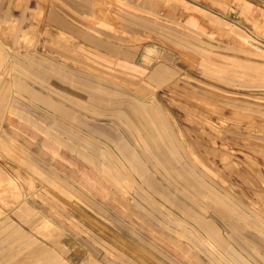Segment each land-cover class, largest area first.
<instances>
[{"label": "rangeland", "instance_id": "obj_1", "mask_svg": "<svg viewBox=\"0 0 264 264\" xmlns=\"http://www.w3.org/2000/svg\"><path fill=\"white\" fill-rule=\"evenodd\" d=\"M52 1L0 0V264H264V0Z\"/></svg>", "mask_w": 264, "mask_h": 264}, {"label": "crops", "instance_id": "obj_2", "mask_svg": "<svg viewBox=\"0 0 264 264\" xmlns=\"http://www.w3.org/2000/svg\"><path fill=\"white\" fill-rule=\"evenodd\" d=\"M94 0H53L51 5H49L45 13L48 14L49 20L52 21L51 27H56L65 31H69L70 33H73L76 36L82 37L83 40L88 41V37L90 33L87 31L86 25H89L91 23L97 24L96 22L92 21V19L86 15H80L76 18L69 15L67 12H71V10H68L72 6L79 5L81 9V14H85L91 11H94ZM6 9V7H5ZM95 13V12H94ZM106 15L108 17L109 11H103L99 12V15ZM81 19H80V18ZM108 24V23H107ZM114 30L120 31L121 25L118 22H113ZM108 29V28H107ZM98 38L97 44L102 50L110 51V47H112V44L114 42L113 38L109 37V33H105L101 35V37L92 36ZM160 71H158L159 73ZM15 84H18V87L24 92L30 95L33 99L45 103L48 106H52L56 109L60 108L64 110L65 112H68V110L64 109L61 105L58 103L52 102L50 98L36 90L32 85L29 83L23 82L22 80H19V78L15 79Z\"/></svg>", "mask_w": 264, "mask_h": 264}]
</instances>
